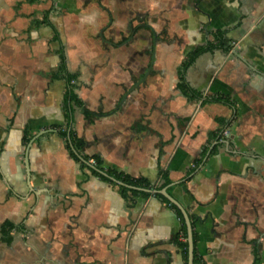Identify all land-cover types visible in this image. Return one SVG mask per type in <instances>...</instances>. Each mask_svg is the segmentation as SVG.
<instances>
[{"label":"crops","instance_id":"crops-1","mask_svg":"<svg viewBox=\"0 0 264 264\" xmlns=\"http://www.w3.org/2000/svg\"><path fill=\"white\" fill-rule=\"evenodd\" d=\"M217 33L230 49L187 66L188 100L179 67ZM67 122L80 156L154 186L167 173L199 264H264V0H0V264H184L174 211L82 170Z\"/></svg>","mask_w":264,"mask_h":264},{"label":"trees","instance_id":"trees-1","mask_svg":"<svg viewBox=\"0 0 264 264\" xmlns=\"http://www.w3.org/2000/svg\"><path fill=\"white\" fill-rule=\"evenodd\" d=\"M33 24L36 27L40 26H48L53 32L52 40L59 43V48L57 50V56L59 58V63L56 69L55 77L62 78L66 85H67V96L71 103L80 105L81 103L77 100V98L74 95V89H75V80L76 75L68 72L67 66H66V56H65V50L64 46L61 44L59 34L56 30V28L53 26V24L50 22V20L47 17V14H44L41 19L33 20ZM215 48L221 49L225 52H227L230 49V44L223 38L222 34L217 33L215 34L213 38V42H210L205 47L197 48L193 52H191L187 58L183 61L181 66L179 67L178 71V83H177V89L181 92V94L186 97L188 100L197 99L201 96L199 92H196L192 90L184 80V71L193 61L202 53L206 51H212ZM213 101H220L227 103L228 100L222 97H213L211 98ZM86 116L89 117L91 113L89 111L85 112ZM57 134L61 138V140L64 142L66 149L68 150L69 156L78 162L81 166V169L89 170V172L108 183H112L110 178L114 179L117 182H121V185H119V191L123 198H127L128 194H131L133 198L136 197H149V191L150 190H160L163 187L167 186L170 181L168 179L167 173L163 170L159 171V177L161 180V184L158 186H154L147 180L143 178H131L128 175L117 173L113 169L110 168H104L102 164V159L97 156L93 157H86V156H80L78 154V151L80 150L81 146L83 145L79 140L75 138L71 131L70 123L67 122L66 126L63 128H59L56 130ZM30 139V135L26 129L23 130L22 135V143L26 144ZM90 160H94L95 164L92 166L89 164ZM161 201L165 202L176 214L178 217L180 223H181V235L185 238L186 237V228L184 225V221L178 212V210L169 204L162 196L156 195ZM134 200V199H133ZM15 226L9 222L5 221L2 223L0 227V241L3 242H9L10 241V231ZM197 240L196 234L193 232V243L195 244ZM174 242L176 243L177 247L179 248L182 259L184 264H187V244L184 241H181L178 236L174 237ZM257 259H255L253 264H257ZM193 264H199V259L194 251L193 256Z\"/></svg>","mask_w":264,"mask_h":264},{"label":"water","instance_id":"water-1","mask_svg":"<svg viewBox=\"0 0 264 264\" xmlns=\"http://www.w3.org/2000/svg\"><path fill=\"white\" fill-rule=\"evenodd\" d=\"M41 133H44V131ZM29 145H30V143L28 144V146ZM25 166H26V169L28 172L27 159L25 160ZM113 181H115V180H113ZM117 183L121 185V182H117ZM149 192H152L153 194H158V195L162 196L169 204L174 206L180 212V214L183 218V221H184L185 228H186L187 264H193V256H194L193 228H192V223L190 221V218H189L186 210L180 204H178L176 202V200H174L169 194H167L165 188H163L161 190H155V191L150 190ZM239 214H241V211H239L237 216Z\"/></svg>","mask_w":264,"mask_h":264},{"label":"built area","instance_id":"built-area-1","mask_svg":"<svg viewBox=\"0 0 264 264\" xmlns=\"http://www.w3.org/2000/svg\"><path fill=\"white\" fill-rule=\"evenodd\" d=\"M89 164L93 166L95 164L94 160H90Z\"/></svg>","mask_w":264,"mask_h":264}]
</instances>
